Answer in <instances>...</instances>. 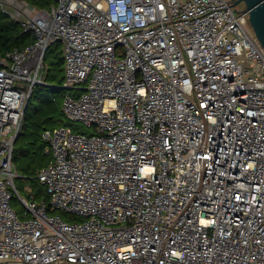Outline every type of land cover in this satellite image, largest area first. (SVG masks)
<instances>
[{"label":"built area","instance_id":"1","mask_svg":"<svg viewBox=\"0 0 264 264\" xmlns=\"http://www.w3.org/2000/svg\"><path fill=\"white\" fill-rule=\"evenodd\" d=\"M0 6L33 36L0 54V264H264V47L243 7ZM55 41L63 111L85 129L44 130L37 176L66 217L22 196L12 162Z\"/></svg>","mask_w":264,"mask_h":264},{"label":"trees","instance_id":"2","mask_svg":"<svg viewBox=\"0 0 264 264\" xmlns=\"http://www.w3.org/2000/svg\"><path fill=\"white\" fill-rule=\"evenodd\" d=\"M21 1L36 9H47L55 3V0ZM32 42V34L25 32L20 23L13 20L0 6V54H5L14 47H23ZM48 53L51 56L50 61L47 59ZM47 63L49 68H47ZM44 71V83L34 84L32 88L24 112L22 128L14 144L12 162L20 173L17 178H27L30 181L31 191L29 197L37 201L44 200L48 204L50 213L61 214L66 217V213L50 207L46 188L37 176L40 169L47 165L52 158L48 144L42 137L44 130L69 124L64 117L63 108L58 99L49 96L50 90L58 91L64 89L65 75L62 42H53L45 53ZM40 90L45 92V94L37 97L40 101L38 105H35L33 101L36 98V93ZM37 160H41V163L35 167L33 162ZM14 198L16 197L14 196Z\"/></svg>","mask_w":264,"mask_h":264},{"label":"rangeland","instance_id":"3","mask_svg":"<svg viewBox=\"0 0 264 264\" xmlns=\"http://www.w3.org/2000/svg\"><path fill=\"white\" fill-rule=\"evenodd\" d=\"M240 7H243V5H240ZM50 58H51L50 53H48L47 54L48 61H50ZM47 68H49L48 63H47ZM46 72H47V70H46ZM43 75L45 76V71L43 72ZM63 90H58V91L50 90L49 91V96L50 97H56L58 99L59 103L62 105V108H63L62 102L64 99V95L66 93L65 89H63ZM44 94H45V92H43L42 90H40L36 93V98L33 101L35 105H38L39 101H40L37 97H39V96L41 97ZM64 117L66 118L67 122L69 123L66 126H70L75 130H84L85 129V127L82 123L69 120L66 117L65 113H64ZM40 163H41V160H37L36 162L35 161L33 162L35 167L37 165H39ZM15 185L23 197L29 198L30 191H31V186H30L31 184H30L29 179H27V178H15ZM13 205L16 208V210L20 213V215L23 216L24 211H25V207L23 206V204L21 203V201L17 197L13 199Z\"/></svg>","mask_w":264,"mask_h":264},{"label":"water","instance_id":"4","mask_svg":"<svg viewBox=\"0 0 264 264\" xmlns=\"http://www.w3.org/2000/svg\"><path fill=\"white\" fill-rule=\"evenodd\" d=\"M231 2L234 7L243 5L242 11L248 13L254 33L264 47V0H231Z\"/></svg>","mask_w":264,"mask_h":264}]
</instances>
